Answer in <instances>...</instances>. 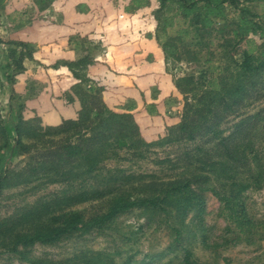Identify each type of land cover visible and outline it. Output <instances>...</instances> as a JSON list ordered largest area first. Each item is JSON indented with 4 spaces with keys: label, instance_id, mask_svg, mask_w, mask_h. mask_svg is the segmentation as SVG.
Listing matches in <instances>:
<instances>
[{
    "label": "trees",
    "instance_id": "obj_1",
    "mask_svg": "<svg viewBox=\"0 0 264 264\" xmlns=\"http://www.w3.org/2000/svg\"><path fill=\"white\" fill-rule=\"evenodd\" d=\"M33 1L40 11L54 2ZM150 1L133 0L131 8L149 6ZM248 1L158 0L153 10L155 37L164 50L166 70L183 97V106L172 115L159 108L157 96L151 101L145 98L142 110L137 112L149 119L164 115L170 120L153 139L144 134L152 125L143 126L134 113L104 101L105 85L96 86L76 118L64 119L59 125H43L38 116L26 118L27 99L12 91V124L0 113V160L8 154L12 158L27 156L29 161L20 169L3 166L0 193L39 179L73 186L52 199L23 208L15 222L0 230V252H15L27 259L25 250L36 243L53 244L101 230L134 207L173 208L186 213L199 206L202 211L201 191H211L219 200L228 228L237 234L232 240L249 245L264 239L263 223L250 216L243 197L249 189L264 187V107L255 113L248 111L264 99V40L249 37L250 33H263L264 23L256 20L259 14L253 13L250 6L240 4ZM26 12L8 14L7 19L15 28L23 27L32 21L23 18ZM213 28L220 35L215 49L204 40L205 33ZM188 40L203 41L207 46L204 69L177 76L169 67V57L176 55L175 60L181 61L179 45L184 46ZM6 44L10 57L5 65L7 72L24 70V60L33 57L37 45L14 39ZM218 48L220 57L216 54ZM197 56L189 54L187 59L200 61ZM94 62L92 54L63 61L74 77L82 80H87L86 69ZM14 75L8 76L11 83ZM153 87L161 92L158 84ZM81 91L71 88L66 104L74 103ZM66 92L59 91V101ZM35 110L32 108L31 113ZM232 118L236 121L226 133L222 126ZM177 141L196 143L176 157L170 167L172 173L166 176L127 174L112 178L117 182L106 188L90 184L101 164L117 158L120 150L136 152ZM81 205L84 207L78 208ZM99 255L73 256L53 264H101ZM179 264L209 263L199 261L187 249Z\"/></svg>",
    "mask_w": 264,
    "mask_h": 264
},
{
    "label": "rangeland",
    "instance_id": "obj_2",
    "mask_svg": "<svg viewBox=\"0 0 264 264\" xmlns=\"http://www.w3.org/2000/svg\"><path fill=\"white\" fill-rule=\"evenodd\" d=\"M0 1L1 116L12 124L14 115H11L10 106L14 102L11 100L13 90L16 91V94L23 96V100L27 99L26 102L44 93L51 94L53 99L58 98L59 95L56 94L57 87L55 86L58 82L55 81V76L50 72L66 68L69 72L68 76L74 80L73 91L77 92V88L82 90L77 99L85 98L83 101L80 100V105L75 113L66 115L60 113L55 107H48L44 103L43 105L46 106L47 110L43 112L35 110L31 113L32 107H27L25 109V111L28 109L26 118L38 116L43 125H59L64 119L76 118L82 110L83 103L91 100L96 86L103 85L98 75L92 74L91 68L106 63L105 60L111 52L112 44L107 41L108 28L105 26L104 29L101 20L93 16V21L86 19L90 24L88 31H74L68 34L66 38L58 39L65 41L66 49L73 52L74 58L42 56L39 53L42 54L45 45L48 44L24 39L17 34L12 36V34H15L16 30L20 32L26 27L33 26L37 21H47L63 27L66 24V16L64 10L57 5L60 0H54L43 11L37 8L33 0ZM150 2L149 6L133 9L131 8L135 5L133 0H104L103 8L107 10V5H112L116 12H113L110 18L112 16L115 18L113 23L116 26L122 27L123 24H126V29L139 28L141 10L151 8L153 29L146 32L145 36L154 39L162 50L166 70L164 50L155 37L157 21L153 16V10L157 8L158 0H151ZM240 4L250 6L253 13L259 14L256 20H261L264 23V0H250ZM84 5L87 4L84 2L77 3L76 12H84ZM23 11H27L23 18H32V21L23 27L15 28L8 21L7 15H14L16 12ZM238 12L239 10L236 11V13ZM234 13L235 10L232 9L231 15ZM220 21L223 22L222 19ZM261 35L264 36V32H258L254 35L250 33L249 37L254 36L256 40L262 42L264 37ZM219 36L213 28L205 33L204 40L210 41L209 46L215 49L220 41ZM9 39L33 42L37 45L33 57L24 60V70L11 72L6 70L5 65L10 60L7 51L8 45L6 44ZM206 51L207 46L203 41L188 40L184 46L179 45V52L183 59L181 61L175 60L176 55L171 54L169 67L177 76L198 72L204 69L202 61L205 59ZM194 53L198 54L197 57L201 58L200 61L187 59L189 54ZM87 54H92L95 62L86 69L87 80L77 79L63 61L77 60ZM216 54L217 57L221 56L219 48ZM56 64L58 65L56 66ZM166 73L172 75L167 70ZM13 74H15V81L11 83L8 76ZM68 89H66L67 92L64 90L66 93L63 98L66 101L68 100V92H70ZM104 91L102 93L103 99ZM167 102L169 110L177 112L178 108L183 106V97L181 96L180 99L170 98ZM263 107L264 99L252 104L248 111L255 113ZM235 121L232 118L222 126L226 133ZM195 143L177 141L170 144L149 146L136 152L130 149L120 150L117 158H109L101 164L95 177L90 179V184L106 188L117 182L113 181L112 178L127 174L155 173L166 176L172 173L170 167L174 165L173 161L176 157L186 148L193 147ZM28 161L27 156L12 158L6 154L0 160V170L4 165L20 169ZM72 186L60 182L48 183L39 179L29 184L5 188L0 193V230L15 222L23 212V208L52 199L58 196L62 190H68ZM200 194L204 202L202 211H200L199 206L192 207L186 213L173 208L161 210L151 207H134L119 214L101 230H92L87 234L53 244L36 243L25 250L27 259L15 252L2 251L0 252V264H53L73 256H96L97 253H100L97 257L101 259V264H179L187 249L191 250L199 261L209 264H264V239L249 245L241 240H232L237 234L228 228V223L220 212L221 207L217 197L211 191H201ZM243 197L250 216L255 221L262 222L264 226V187L249 189L244 192ZM83 207L84 205H81L78 208ZM32 260H43V263H34Z\"/></svg>",
    "mask_w": 264,
    "mask_h": 264
},
{
    "label": "crops",
    "instance_id": "obj_3",
    "mask_svg": "<svg viewBox=\"0 0 264 264\" xmlns=\"http://www.w3.org/2000/svg\"><path fill=\"white\" fill-rule=\"evenodd\" d=\"M104 0H60L57 5L64 10L66 16V24L62 27L54 25L47 21H37L33 26L26 27L20 32L16 30L14 35L21 38L37 41L46 47L43 49L42 56L66 57L74 58L71 50L66 49L64 39L72 32H86L90 29V24L86 19L93 21V16L100 19L102 27L105 26L109 30L107 41L111 42V52L106 63L95 65L91 68L93 75H98L102 84L105 85L104 99L116 109L129 111L135 114L143 126L152 125L151 130H145L144 134L147 138L153 139L166 122L164 115L161 117H153L149 119L147 115L137 112L142 110V104L145 98L148 101L154 100L157 96L159 108L165 113L172 115L178 114L172 112L168 108V100L170 98L180 99L171 77L166 73L163 53L154 39L147 38L146 32L153 29V21L151 18V8L141 10L139 16V28L126 29V24L116 26L110 18L116 10L112 5H107L108 9L104 10ZM84 2V12H76V4ZM106 4V3H105ZM110 18V19H109ZM83 20V21H82ZM85 20V21H84ZM81 23V24H80ZM55 76L56 94L59 91L65 92L70 90L74 80L68 76V70L61 68L50 72ZM161 87V92L154 90V85ZM65 90V91H64ZM78 98V97H77ZM75 98V102L67 105L66 99L59 101L58 98L53 99L51 94H42L39 97L28 101L29 106L36 108L39 112L46 111V103L48 107H55L60 113L73 115L80 105V100L85 98ZM82 100V101H83ZM168 115V114H166Z\"/></svg>",
    "mask_w": 264,
    "mask_h": 264
}]
</instances>
